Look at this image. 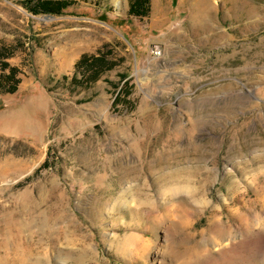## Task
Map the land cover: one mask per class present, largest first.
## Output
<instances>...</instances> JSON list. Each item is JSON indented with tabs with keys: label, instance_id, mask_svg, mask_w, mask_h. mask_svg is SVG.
Instances as JSON below:
<instances>
[{
	"label": "rangeland",
	"instance_id": "1",
	"mask_svg": "<svg viewBox=\"0 0 264 264\" xmlns=\"http://www.w3.org/2000/svg\"><path fill=\"white\" fill-rule=\"evenodd\" d=\"M69 1L0 0V261L264 264V0Z\"/></svg>",
	"mask_w": 264,
	"mask_h": 264
},
{
	"label": "trees",
	"instance_id": "2",
	"mask_svg": "<svg viewBox=\"0 0 264 264\" xmlns=\"http://www.w3.org/2000/svg\"><path fill=\"white\" fill-rule=\"evenodd\" d=\"M34 15L40 14H53L61 15L67 8L71 6L69 0H20ZM150 0H133L129 15L136 17H145L148 14ZM12 53L0 52V95L15 94L18 91L21 79L19 75L20 69L15 66H11L8 59L12 57ZM114 63H109L105 57L99 56H87L83 55L77 62V69L89 70L91 74V82L97 81L104 72L112 70ZM85 72V71H84ZM75 81V76L73 77ZM88 87V82L85 83ZM118 99V96H117ZM116 99V100H117ZM47 167V162L37 170L36 174L41 172L43 168Z\"/></svg>",
	"mask_w": 264,
	"mask_h": 264
},
{
	"label": "bare ground",
	"instance_id": "3",
	"mask_svg": "<svg viewBox=\"0 0 264 264\" xmlns=\"http://www.w3.org/2000/svg\"><path fill=\"white\" fill-rule=\"evenodd\" d=\"M25 250V249H24ZM22 251V250H21ZM14 255V254H13ZM8 260H6L5 258L1 259V263L0 264H7ZM11 264H28V262L25 259L19 260L17 261V259H13V262ZM35 264V263H34Z\"/></svg>",
	"mask_w": 264,
	"mask_h": 264
},
{
	"label": "crops",
	"instance_id": "4",
	"mask_svg": "<svg viewBox=\"0 0 264 264\" xmlns=\"http://www.w3.org/2000/svg\"><path fill=\"white\" fill-rule=\"evenodd\" d=\"M3 95V94H2ZM4 95H9V94H4ZM1 96V95H0Z\"/></svg>",
	"mask_w": 264,
	"mask_h": 264
}]
</instances>
